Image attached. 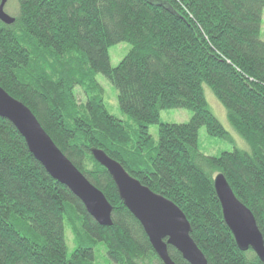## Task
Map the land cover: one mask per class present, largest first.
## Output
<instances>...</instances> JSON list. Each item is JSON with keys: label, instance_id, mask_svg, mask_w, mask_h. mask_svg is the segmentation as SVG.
Segmentation results:
<instances>
[{"label": "trees", "instance_id": "16d2710c", "mask_svg": "<svg viewBox=\"0 0 264 264\" xmlns=\"http://www.w3.org/2000/svg\"><path fill=\"white\" fill-rule=\"evenodd\" d=\"M16 2L15 22L0 20V86L29 106L114 208L113 224L100 225L0 116V264H96L102 249L113 264H164L93 148L175 202L209 264H264L238 247L214 187L224 174L264 235V0ZM123 42L131 48L113 66L109 50ZM98 74L115 86L124 118L107 108ZM206 86L244 148L201 152L203 126L234 141L210 107ZM166 109L193 114L186 123L163 122ZM154 124L158 141L150 133ZM67 229L77 242L70 255ZM169 252L177 264H190L173 246Z\"/></svg>", "mask_w": 264, "mask_h": 264}, {"label": "water", "instance_id": "95a60500", "mask_svg": "<svg viewBox=\"0 0 264 264\" xmlns=\"http://www.w3.org/2000/svg\"><path fill=\"white\" fill-rule=\"evenodd\" d=\"M6 3L7 0H1L0 20L12 24L15 17L6 12ZM0 116L17 128L36 160L52 178L68 187L82 201L87 212L100 225L113 224L114 207L103 191L63 153L29 106L1 86ZM91 151L95 160L112 176L121 200L140 221L153 249L164 264H177L170 255L169 245L176 248L190 264H209L205 253L191 235L192 226L188 217L175 202L144 185L103 149L93 148ZM214 187L224 221L238 247L242 251L253 250L264 262V235L253 212L236 196L224 174L218 173L215 176Z\"/></svg>", "mask_w": 264, "mask_h": 264}, {"label": "rangeland", "instance_id": "374dc122", "mask_svg": "<svg viewBox=\"0 0 264 264\" xmlns=\"http://www.w3.org/2000/svg\"><path fill=\"white\" fill-rule=\"evenodd\" d=\"M5 10L12 16H16L19 13L18 2L16 0H7ZM262 39L264 40V12H263V24H262ZM131 45L123 42L117 45H113L110 50L111 64L118 66L122 59L127 55ZM97 81L103 90L104 101L107 108L116 116L124 118L122 115L119 103L117 99V90L115 86L102 74H98ZM77 97L81 102L86 100L83 90L78 87L76 89ZM206 96L209 101L215 115L219 118L221 123L231 132L234 137L233 142L225 141L222 138L209 135L205 126L199 130V143L200 150L206 155L219 156L224 151H233L236 147L244 148L245 142L241 136L232 128L227 119V112L222 103L216 98L210 88L206 86ZM192 111L189 109H166L161 112V121L171 123H186L189 122L192 117ZM150 133L153 138L158 141L159 139V125L154 124L150 126ZM243 145V146H241ZM66 242L68 246L69 255L75 249L77 242L76 237L70 232L69 229L65 232ZM100 246H98L99 249ZM96 264H113L106 260L104 256V249L101 251V255L97 253Z\"/></svg>", "mask_w": 264, "mask_h": 264}, {"label": "bare ground", "instance_id": "6f19581e", "mask_svg": "<svg viewBox=\"0 0 264 264\" xmlns=\"http://www.w3.org/2000/svg\"><path fill=\"white\" fill-rule=\"evenodd\" d=\"M150 188V187H149ZM247 206V205H246ZM248 207V206H247Z\"/></svg>", "mask_w": 264, "mask_h": 264}]
</instances>
